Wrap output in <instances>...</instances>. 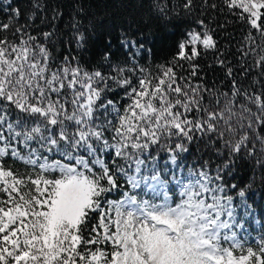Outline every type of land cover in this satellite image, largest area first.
Returning a JSON list of instances; mask_svg holds the SVG:
<instances>
[{
	"label": "snow or ice",
	"instance_id": "6c2138e0",
	"mask_svg": "<svg viewBox=\"0 0 264 264\" xmlns=\"http://www.w3.org/2000/svg\"><path fill=\"white\" fill-rule=\"evenodd\" d=\"M12 3L0 7V264H264L254 179L237 182L244 168L264 182V0H180L192 26L155 69L127 31L122 56L109 37L85 60L95 26L79 22L61 59L54 25L30 31L41 0L24 23ZM220 15L240 29L223 50ZM209 53L219 84L202 75Z\"/></svg>",
	"mask_w": 264,
	"mask_h": 264
},
{
	"label": "trees",
	"instance_id": "16d2710c",
	"mask_svg": "<svg viewBox=\"0 0 264 264\" xmlns=\"http://www.w3.org/2000/svg\"><path fill=\"white\" fill-rule=\"evenodd\" d=\"M31 2L32 0H13L11 5L13 8L19 6L25 10V14L20 17V23H24L27 19ZM41 2L45 5V10H38L36 19L28 21L33 25L30 31L34 35L38 31H52L51 26L54 25L56 47L52 51L54 55H59L62 59L64 52L69 49L67 40L74 31L71 25L79 22L81 30L85 27L91 30L92 26H95L89 49L84 54V59L90 60L92 64L98 61L100 54L104 51V42L109 37L113 41L114 55L122 56L123 50L117 43V37L127 31L138 39L146 41L145 49L150 51L142 52L143 59L140 62L155 69L157 65L166 64L172 59L176 52V45L183 38L186 29L192 26V19H194L185 18L182 10L175 9V5L180 0H41ZM156 5L168 6L166 17L159 16L155 9ZM54 9L61 13L57 19H53ZM177 11H180L179 15L176 14ZM7 19V14L0 11V20L7 22ZM221 23L226 24V28L214 33V37L220 49L223 50L225 45L229 44L230 33L239 39L240 29L237 24L229 23L223 15L218 16L211 26L215 28ZM71 49L75 54L74 44L71 45ZM199 63L202 66V75L209 84L213 82L219 84L223 80V71L218 66L209 67L213 63L211 53L206 58H201ZM241 178L244 184L254 179L252 185L254 194L251 201L255 202V210L262 219L264 182L261 181L259 173L253 177L252 172L247 168L238 173L237 182Z\"/></svg>",
	"mask_w": 264,
	"mask_h": 264
},
{
	"label": "rangeland",
	"instance_id": "374dc122",
	"mask_svg": "<svg viewBox=\"0 0 264 264\" xmlns=\"http://www.w3.org/2000/svg\"><path fill=\"white\" fill-rule=\"evenodd\" d=\"M2 6H3V5H2V0H0V7H2ZM254 215H255V220H260V219H259V216H258L259 214H258V212H257L256 210H255V214H254ZM263 219H264V218H263ZM252 227H255V228L258 229V228H259V225H257L255 222H253V223L251 224L249 230H251ZM253 234L255 235V233H253Z\"/></svg>",
	"mask_w": 264,
	"mask_h": 264
}]
</instances>
